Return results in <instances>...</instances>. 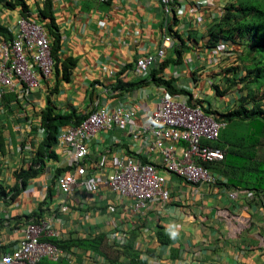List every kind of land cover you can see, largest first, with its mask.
I'll use <instances>...</instances> for the list:
<instances>
[{"label": "crops", "instance_id": "1", "mask_svg": "<svg viewBox=\"0 0 264 264\" xmlns=\"http://www.w3.org/2000/svg\"><path fill=\"white\" fill-rule=\"evenodd\" d=\"M5 1L0 0V24L13 34L22 9L19 4L8 8ZM43 1L25 0L26 16L38 21ZM228 1L171 0L166 12L160 0H52L61 38L56 55L62 61L74 60L75 65L68 78L53 70L37 89L25 93L18 86L10 92L14 99L0 104L4 140L0 182L10 189L20 183L17 175L22 170L41 167L25 178L12 201L0 200L1 250L21 236V215L50 218L54 210L52 223L60 233L56 239L104 235L106 252L118 251L117 259L123 263L131 246L147 264H264V192L255 195L246 190L231 197L235 188L225 186L226 178L213 186L191 184L162 171L171 193L166 204L154 199L136 211L131 197L116 194L101 182L96 192L76 186L67 196L68 209L60 211L64 196L55 181L71 168L69 152L55 142L51 147L55 157L33 160L44 136L41 117L48 104L53 113L73 118L104 104L139 110L124 127L101 130L88 143L85 161L99 181L111 174L114 162L124 154L160 163L159 156L142 152L137 133L146 122L140 112L153 110L160 94L199 105L210 114L233 108L238 85L227 79L233 77L235 48L224 40L212 43L208 32ZM165 32L173 42L165 49L160 69L138 77L135 60L154 53ZM159 79L171 80L173 91ZM230 89L233 94L227 95ZM159 237L168 242L161 243ZM64 250L73 254L72 261L60 263L111 264L92 249Z\"/></svg>", "mask_w": 264, "mask_h": 264}, {"label": "built area", "instance_id": "2", "mask_svg": "<svg viewBox=\"0 0 264 264\" xmlns=\"http://www.w3.org/2000/svg\"><path fill=\"white\" fill-rule=\"evenodd\" d=\"M170 2L160 0L166 12ZM172 42L171 34L165 32L154 53H146L135 60L134 72L138 77L145 78L151 71L159 70L165 49ZM51 43L52 37L42 23L26 15L17 17L11 39H0V104L4 95L15 92L18 86L28 93L51 77L54 66ZM138 112L137 108L122 104L113 107L104 104L87 111L78 123L59 127L56 144L69 152L71 165L55 181L57 190L64 196L60 211L68 209L67 196L78 185L96 192L102 182L110 191L131 197L134 209L138 211L154 199H159L162 204L171 200L162 171L191 184L213 186L223 180L203 163L223 159V152L208 142L217 140L225 122L199 105L162 93L153 110L140 112L146 122L137 129L142 152L159 156L160 163L141 161L135 155L124 154L114 162L111 174L99 181L85 161L88 143L101 130L124 127ZM241 191L246 192V189H234L229 194L235 197ZM50 213V218L21 215L18 221L21 236L11 241L8 249H0V264H37L43 258L72 261L73 254L44 239L60 235L52 223L54 210Z\"/></svg>", "mask_w": 264, "mask_h": 264}, {"label": "trees", "instance_id": "3", "mask_svg": "<svg viewBox=\"0 0 264 264\" xmlns=\"http://www.w3.org/2000/svg\"><path fill=\"white\" fill-rule=\"evenodd\" d=\"M4 4L8 8L19 4L22 9L21 14H28L25 0H6ZM37 18L38 22L44 23L43 25L52 37L53 70L57 74L63 73V77L66 79L74 67L75 61L70 58L62 61L56 55L60 49L61 38L53 16L52 0L43 1ZM208 32L212 43L216 44L219 40H224L235 48L236 65L235 68H232L233 77L228 78L227 81L230 85H238V95L237 103L233 108L214 114L217 119L225 122V126L221 128L217 140L208 142V144L221 150L223 159L203 164L215 174L226 178L225 186L228 188L246 189L259 195L264 192V0L228 1L223 7L220 19L209 27ZM0 35L4 39L12 37L7 27L1 24ZM170 81L159 79V82L173 91ZM14 97L13 93H6L2 100L5 104H9ZM82 118L83 115L73 118L71 115L55 114L53 107L48 104L42 111L41 127L44 136L38 144L34 162H42L44 157H55L51 147L56 142V133L59 127L76 124ZM3 148L4 140L0 134V152H3ZM40 169L41 167L39 169L31 167L29 170H22L17 175L21 179L20 183L10 189L0 182V200L3 202L12 201L25 185L27 177L36 175ZM34 215L39 214L35 212ZM44 239L63 249H68L71 246L86 250L92 249L108 258L111 264H147L138 250L127 245L128 261L120 262L117 259L118 251L106 252L108 249L104 235L82 239L58 240L53 237ZM159 240L164 244L168 242L167 238L159 237ZM63 260L50 261L43 258L37 264H65L60 263L65 262Z\"/></svg>", "mask_w": 264, "mask_h": 264}, {"label": "rangeland", "instance_id": "4", "mask_svg": "<svg viewBox=\"0 0 264 264\" xmlns=\"http://www.w3.org/2000/svg\"><path fill=\"white\" fill-rule=\"evenodd\" d=\"M227 83V82H226ZM228 88H226V90H227ZM234 90H235V93H237V95H238V92H236L237 91V88H234ZM224 92V91H223ZM227 95H232L233 94V91L230 89V90H228L227 92Z\"/></svg>", "mask_w": 264, "mask_h": 264}]
</instances>
